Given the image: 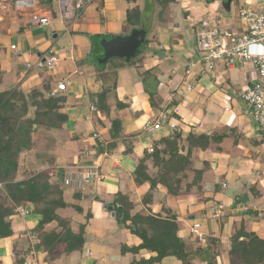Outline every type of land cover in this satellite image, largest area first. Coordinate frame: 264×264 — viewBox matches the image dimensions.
<instances>
[{"label": "crops", "instance_id": "crops-1", "mask_svg": "<svg viewBox=\"0 0 264 264\" xmlns=\"http://www.w3.org/2000/svg\"><path fill=\"white\" fill-rule=\"evenodd\" d=\"M37 1L43 3L49 0ZM82 1L84 6L79 16L72 9L67 10V18L60 15L62 19L73 22L72 28L55 30L50 12L34 11L50 18L51 34L42 28L43 32H41L40 27L30 23L31 12L3 14V20L0 21V76H3V82L0 81V92L19 87L22 92L27 93L32 88L41 87L43 83H49L51 86L50 82L53 78L49 73H43L23 79L24 76L19 70H21L20 67H24V62L15 57L16 52L14 54L11 48L2 49L3 40L7 41L10 35L19 34L22 43L14 44L19 51V56L25 55L31 58L37 54L41 57L42 51H47L49 55L56 57L59 53L60 58L56 57V66L50 70L57 69L58 74H67L71 85L66 91L69 88H75L76 94L70 98L65 97V105L69 108L59 111L66 116V121L63 122L65 124L58 130H53L52 134L58 135L59 147L62 140H68L65 144L62 142L63 145L60 147L62 151L71 148L84 150L85 146L89 148V151L82 150L77 154V160L69 161V163L57 158V164L61 165L55 172L63 175L65 169L69 168V164H71L70 167L73 165L86 167L91 164L99 166L100 177L87 183L80 190L81 192H76L72 188H67L65 191V201L80 207V210L75 208L77 213L71 214L74 207H68L66 209L72 212L65 216L60 212L66 209L58 211L61 217L71 219L73 232H78L80 225H86L84 249L82 252H74L66 256L61 254L62 246H59L58 258L52 262H45V254L36 249L35 236L30 233L41 217L32 212L31 205H26L23 208L29 211L28 214H20L12 218L14 235L0 240L3 244L0 262L13 264V246L20 244L31 247L25 264H128L133 259L132 255L121 254L120 249L122 246H136L140 240L121 225L119 232L115 231V225L118 223L108 222L111 218L115 219V216H110L111 212L108 209L109 213L105 211L107 207L112 206L107 204L102 206L105 200L113 201L118 193L128 196L129 200L140 208L134 213L151 211L165 216L162 209H171L172 213L177 215L179 236L185 238L193 248L198 247L199 244L192 240L189 233L192 221L202 224V232L205 233L203 242H207L210 237L218 238L224 250L235 228L244 226L245 221L253 228L258 226L264 230V132L248 117L244 103L238 98L242 89L256 81V70L249 65L233 68L220 67L214 73H208L198 64L190 70L188 67L190 60L197 59L195 32L191 31L193 25L196 28L200 21L197 17L202 18L208 13L210 15L218 12L222 16L224 26L235 30L240 25L239 10L244 7L262 10L264 0H236V11L231 6L232 1L228 8L223 5L218 10H200L195 6L199 3L197 0H184L180 4L182 9L174 15L164 16V20L157 22L154 30H151L153 40L157 41L158 51L148 50L141 56L142 63L133 68L120 69L118 74L115 72L117 76L111 77L110 75L99 76L98 68L84 62L89 49H91L90 52L94 49L93 44L88 41V36L128 35L132 27L125 24L126 10L135 5L143 9V2L138 0L133 4L124 0ZM245 1L246 5H241V2ZM176 2L177 0L175 5H177ZM181 10L183 12L189 10L187 17H183ZM25 15H28L29 20L24 23L18 22ZM143 22L150 25L149 27L154 24L152 16L144 17ZM30 29L33 30L32 33ZM50 36L54 43L48 41ZM251 50L257 52L259 47L255 46ZM60 60H63V63L68 61L67 65L59 64ZM28 64L26 63V68ZM31 68L32 66L28 69ZM148 71L150 74H147ZM230 71L233 73L232 76ZM95 74L100 77V81H96ZM74 76L76 79H71ZM63 79L58 80L57 84ZM150 82H154L156 86L151 91L153 105L149 102V94L144 87L145 83ZM103 83L108 88L116 83V89H112L107 96L109 105L107 114L98 111L94 104L95 95L101 92ZM188 86L191 90H187ZM52 91L56 92V87ZM92 96L95 97L94 102L90 98ZM117 101L121 102L120 109L116 106ZM86 102L89 103V107ZM91 105L95 106L94 111L90 109ZM88 109L92 111V115L85 114ZM163 113L169 117L174 115L171 120L182 133L177 146L183 156H186L189 150L187 140L189 135L219 137L220 141L211 143L206 150L192 148L190 160L187 164L184 163L188 168L180 175L190 182H187L189 192L186 195L180 193L178 196H173L165 189L162 191L160 189L152 193L150 204L143 205L141 200L147 192V186L135 184L134 172L140 161H144L148 166L149 174L155 172L150 154L155 149L162 150L165 145L158 142L169 137L173 131L163 127L161 130L148 134L144 126L147 122H154ZM115 120L119 121L117 130L112 129V122ZM87 135L90 137L88 140L91 143L90 146L84 143L87 139L84 136ZM151 135L155 136L153 140ZM96 138H100V141H95ZM114 143H116L115 148L108 151L109 145ZM70 154L69 152L68 155ZM197 172H201V175H197ZM74 193L81 194L80 200L73 198ZM94 195L98 196V200L94 199ZM216 204L224 207L220 218L214 217L212 213ZM133 210L131 214H134ZM232 210L240 212V219H232ZM55 226L56 223H52L47 226V229ZM256 235L264 239L263 235L257 233ZM106 236H109L114 243L107 244L109 248L100 243ZM98 245L99 249H97ZM111 245L114 248L111 249ZM138 256L147 258L154 254L141 252ZM206 259L207 255L199 252L194 257L193 264H205ZM161 264H180V262L168 257L163 259Z\"/></svg>", "mask_w": 264, "mask_h": 264}, {"label": "trees", "instance_id": "trees-1", "mask_svg": "<svg viewBox=\"0 0 264 264\" xmlns=\"http://www.w3.org/2000/svg\"><path fill=\"white\" fill-rule=\"evenodd\" d=\"M124 1L135 4L138 0ZM174 1L150 0L151 3L148 4L146 0L143 9L139 5H135L126 10L125 24L132 27L131 31L135 29L144 30L142 19L144 17L151 18L155 4H160L165 9ZM80 12L81 9L75 10L77 16ZM162 14V12L159 13L161 21H163ZM90 37L88 36V38ZM145 43L147 44L146 38ZM94 52L93 49L91 53L94 54ZM138 53L139 49L133 58H122L125 60L124 64L116 67L114 72L125 67L133 68L142 63L143 58L138 57L137 59ZM108 61L107 59L101 65L103 64L105 67ZM103 66L98 68L99 76L104 75V73L108 74ZM147 74L150 72L148 71ZM112 89H116V83L109 88L103 87L101 92L95 95L94 104L98 111L107 114L109 108L107 96ZM146 92L149 94V102L153 105L152 93L148 90ZM53 93L49 83H43L41 87L32 88L27 93L22 92L19 87L0 92V240L14 235L12 218L21 214L20 210L24 209L23 206L31 205L32 212L41 218L30 233L35 236L36 249L45 254V262H52L58 258L59 246H62V255L69 256L74 252H82L86 239V225H80L79 231L75 233L71 227V219L63 218L58 214L61 209L78 208L67 203L64 199L67 188L62 173H57L55 177L52 173L54 169L50 171L45 166L39 167L36 163L47 159V166L53 167L56 157L48 158L47 156L44 158L43 153L39 154L36 159L28 156L35 148L33 139L38 130L50 131L59 129L63 125L56 118L63 107L59 104L53 106L51 100ZM116 106L120 109L121 102L117 101ZM173 116L172 114L170 119ZM118 125V120L113 121L112 129L117 130ZM181 138L182 133L176 128L169 137L158 142L165 146L162 150L155 149L150 154L153 168L156 170L155 173H148V166L144 161H140L138 164L134 172L135 184L147 186V192L141 200L143 205L150 204L152 193L160 189H165L168 194L173 196L180 195L182 180H184L180 175L188 168L184 163L187 164L190 160L192 148L206 150L211 143L219 140V137L189 135L187 137L189 150L186 156H183L177 146V142ZM115 146L116 143L109 145L108 151ZM26 156H28L27 160L31 166L24 167V164L22 165V160ZM200 173L197 172L196 174L201 175ZM52 178L54 180H51ZM74 190L81 192L82 189ZM186 191L189 189L186 188ZM80 196V193L73 194L75 200H80ZM94 199L98 200V196L94 195ZM111 206L118 224L140 240L136 246L121 247L122 254L129 253L133 257L128 264H161L162 260L168 257L176 258L180 264H193L194 257L199 252H204L207 255L205 264H222L218 261L224 254L227 257V264H264V239L259 238L254 232L247 231L243 225L238 229L235 228L233 234L228 238L225 250L221 247L220 239L215 237H210L207 242L202 241L203 245L199 244L198 247L193 248L190 247L185 238L179 236L177 215L172 213L171 209H162L163 214H165L164 217L161 213L156 214L151 211L144 214H131L135 207L134 203L129 200L128 196H123L120 193L114 196ZM52 223H56V226L47 229V226ZM30 251L31 247L15 244L13 246V264H25ZM141 252L154 254V256L148 258L141 256L140 259H136V256L140 255ZM0 264L3 263L0 262Z\"/></svg>", "mask_w": 264, "mask_h": 264}, {"label": "built area", "instance_id": "built-area-1", "mask_svg": "<svg viewBox=\"0 0 264 264\" xmlns=\"http://www.w3.org/2000/svg\"><path fill=\"white\" fill-rule=\"evenodd\" d=\"M37 3V0H12V2L0 0V21L3 20L5 13L25 12L33 9ZM58 5L59 13L64 18L68 17L67 10L82 9L84 6L82 0H76L74 5L72 0H58ZM238 21L240 25L233 30L224 26L222 16L218 12L200 20L196 25L194 36L197 59L190 60L188 67L190 70L198 64L208 73H214L220 67L233 68L249 65L253 67L256 70L257 79L242 89L238 98L244 103L248 117L264 132V8L255 10L244 7L238 12ZM30 23L40 28H47L50 25V18L45 14L31 12ZM255 46L259 47V51L251 50ZM10 48L17 52L16 45L12 44ZM56 63L57 58L54 56L43 60V66L48 69L54 68ZM27 67L30 68L31 65L28 64ZM70 85L71 81L63 79L58 82L57 91L64 92ZM187 90H191V87L188 86ZM90 109L94 111L95 106L91 105ZM163 127H168L171 131L176 130V124L165 113L160 114L154 122H147L144 130L152 134ZM80 176L77 179L68 177L64 179V184L82 189L86 183L100 177L99 167L92 166L87 173ZM223 208V205L216 204L212 210L213 216L220 218ZM20 213L28 214V211L21 209ZM197 226L198 224L194 225L195 230H192V234L195 241L200 243L203 238L197 233Z\"/></svg>", "mask_w": 264, "mask_h": 264}, {"label": "rangeland", "instance_id": "rangeland-1", "mask_svg": "<svg viewBox=\"0 0 264 264\" xmlns=\"http://www.w3.org/2000/svg\"><path fill=\"white\" fill-rule=\"evenodd\" d=\"M8 1H10V2H12V0H8ZM145 1L146 0H142L141 1V3H142V5H144V3H145ZM232 1V4H231V6L233 7V9L236 11V0H230V2ZM72 2H73V5L75 4V2H76V0H72ZM184 2V0H177V2H176V4L177 5H175V1L173 2L174 4H172V3H170L169 5H167V8H165V9H163V7H162V5H160V4H155L154 5V13L152 14V18H153V22H154V24H152V26L151 27H149L150 25H148V24H145L144 22H143V29H144V31L145 32H147L146 33V42H147V44L145 43H143L142 45H141V47L139 48V53H138V56H137V59H138V57L139 58H141V56H143L142 54H145L146 53V51L147 50H150V51H152V49L153 50H156V51H158V45H157V41L156 40H153V37H152V33H151V30H154V28L156 27V23L157 22H161V20L159 19V13L160 12H162L163 14H162V18H164V16H166V17H168V16H170V15H174V14H176L177 13V11L178 10H180V9H182L181 7H180V4L181 3H183ZM197 2H199L197 5H195L196 7H197V9H200V10H206V9H219V8H222V6L224 5V2H223V0H210V1H206V0H197ZM147 3L148 4H150L151 2H150V0H147ZM157 3V2H156ZM239 3V2H238ZM170 5H172V6H170ZM241 5H243V6H245L246 5V1L245 2H241ZM37 8H33V9H28V10H26L25 12H28V14L30 13V12H34V11H39V10H42V11H48V12H50V14H51V17H52V25H53V28L56 30V29H58V28H72L73 26H74V24H73V22H71V21H69V20H67V19H62L61 18V16H60V14H59V5H58V0H49V1H44L43 3L42 2H39L37 5ZM187 8H189V7H187ZM191 9H192V7H190ZM246 8V7H245ZM56 9H57V12H56ZM232 9V10H233ZM182 11V10H181ZM54 12H56V13H54ZM26 14V13H25ZM54 14H56V16H55V18H54ZM182 14H183V17H187V14H189V10H188V12H183L182 11ZM204 18H209V13L207 14V16H203L202 18H201V16H199V17H197V19H199V20H202V19H204ZM20 19V18H19ZM26 20H29V18H28V15H25V17L20 21H18V22H22V23H24V21L26 22ZM164 20V19H163ZM30 21V20H29ZM156 21V22H155ZM154 25H155V27H154ZM158 25V24H157ZM39 29H41V28H39ZM43 30H47L48 32H50V30H51V28H49V27H47V28H42ZM41 29V30H42ZM43 30L41 31V32H43ZM191 31H193V33L195 32V27H194V25H193V28H191ZM33 32V30L32 29H30V33H32ZM71 32H72V30H71ZM73 33V32H72ZM49 34H51V32L49 33ZM62 34V33H61ZM116 36V35H115ZM94 36H91L90 38H88V41L90 42V44H93L92 43V41H95L94 42V44L93 45H96L95 47H94V50H95V52H94V54H92L90 51H91V49H89V52L86 54V56H85V60H84V62L86 61V63H89V64H92L91 66H93V67H96V68H99V67H101V66H103V64L101 65V62L98 60V57H101V58H104V51H103V49L100 47V45H99V43L97 42L98 40L97 39H92ZM8 40L7 41H4L3 40V46H2V49L3 50H8L9 48H10V45H11V42L13 43V44H15V43H22V41H21V39H20V37H19V34H17V33H14L13 35H10L8 38H7ZM49 39L50 40H48V41H51L52 43H54L53 42V39H52V37L50 36L49 37ZM18 51V50H17ZM14 54H15V52H13ZM60 55H59V53H57L56 54V57H58V58H60L59 57ZM15 57H17V59H19V61H22V62H24V67H20L21 68V70H19L20 71V74H22V76H24V77H22L23 79H25V78H31L32 76H34V75H37V74H39V75H42L43 73H49L50 75H52V82H50L51 83V87H53V89L52 90H55V87H56V89H57V81L58 80H60V79H62V78H64V79H68L67 78V74L65 75V74H58L57 73V69H54V70H50V69H48V68H44L42 65H41V61L43 60V59H45V58H50V57H52V55H49L48 54V52L47 51H42V55H41V57H38L37 56V54L36 55H34V57H31V58H27V56H25V55H22V56H19V51L18 52H16V54H15ZM95 57H97V58H95ZM109 61L107 62V64L105 65V67L103 66V68L104 69H106V71L105 72H108V74L106 73H104V75H101V76H107V75H110V77L111 76H117V74L114 72V70L115 69H117L116 67H118L119 65H122V64H124V59H120V58H109L108 59ZM67 62L68 61H66L65 63H63V60H60L59 61V64L60 63H62L63 65L65 64V65H67ZM26 63H29L31 66H32V68L31 69H28V68H26L25 67V65H26ZM61 64V65H62ZM84 63H82V65H83ZM59 66V65H58ZM96 70H94V72H95ZM48 74V75H49ZM232 74L233 73H231V71H230V75L232 76ZM76 76H74V77H72L71 79H73V80H75L76 78H75ZM95 79H96V81L98 82V81H100V77H98L96 74H95ZM2 79V80H1ZM0 81L1 82H3V76L1 75L0 76ZM75 82V81H74ZM103 85H104V83H103ZM155 85H154V82H150V83H145V88H146V90H148L149 92H151L153 89H155V87H154ZM103 87H106V85H104ZM71 89V90H70ZM75 88H69V90L68 91H64V92H60V91H56V92H54L53 93V95L51 96V100H52V104H53V106H55V105H57L58 106V104H59V106H62L65 110L66 109H68L69 107L68 106H66L65 105V98L64 97H67V98H70V97H72V96H74L76 93H75ZM92 100H93V102H94V96H92V97H90ZM86 104L88 105V107H89V103L88 102H86ZM58 108V107H57ZM56 109V108H55ZM62 112V111H61ZM81 113L83 112V111H80ZM85 114H91L92 115V111L90 112L89 111V109L86 111V113ZM58 115H60V114H58ZM58 115H56V118H57V116ZM70 119V118H69ZM63 123V122H62ZM63 124H65V123H63ZM54 130H58L57 128L56 129H54ZM53 133V130H50V131H47V130H43V129H40V130H38L36 133H35V135H34V141H35V148H34V150H33V152L31 153V154H28V156H32L34 159H36L38 156H39V154H41V153H43V156L45 155V157L44 158H47V156H48V158H50L51 156H55L56 157V159L57 158H60L62 161H66V163H69V161H76L77 160V157H78V155L77 154H79V153H81L82 152V150H83V148L81 149V150H79V149H77L76 150V148H71V149H65V150H61V148L60 147H62V142L65 144V143H67L66 141H68V140H65V141H61L60 143L61 144H59V145H61L60 147L58 146V144H57V142H59V140H58V135L56 134V135H54V134H52ZM151 137V139L153 140L154 138H155V136H153V135H151L150 136ZM84 138H87V139H85V144L86 145H88V146H90L91 145V143L88 141V140H90V137H89V135H87V136H84ZM58 140V141H57ZM91 140H93V139H91ZM100 141V138L98 139V138H96L95 139V141ZM83 144V143H82ZM93 144V143H92ZM63 149V148H62ZM155 149V148H154ZM71 153L70 155H68V153L69 152ZM83 151H89V148H86V146H85V148H84V150ZM68 152V153H67ZM33 154V155H32ZM47 154V155H46ZM75 156H74V155ZM68 155V156H67ZM28 156H26V158L24 159L23 158V163H22V165L24 164V167H27V166H31L30 165V162H28ZM66 157V158H65ZM68 157V158H67ZM30 158V157H29ZM30 159H32V158H30ZM65 159V160H64ZM27 160V161H26ZM94 160H96L95 158H94ZM26 161V162H25ZM89 161H91V159H89ZM55 162H56V160H55ZM54 162V163H55ZM37 163V165L39 166V167H43V166H45L46 167V169H49L50 171H52V169H54V171H52V173H54V176L56 175L57 176V173L55 172V171H58V169H59V167H60V163H58L57 164V162L55 163V165L53 166V167H50V166H47L48 165V160L47 159H45L44 161H41L40 163L39 162H36ZM64 165V164H63ZM70 165L71 164H69L68 166H69V168H66L65 169V172H63L64 174H63V177H64V179H66V178H70V177H72L73 179L76 177V179L78 178V177H81L80 175H82L83 173H87L88 171H89V168L90 167H92V166H96V165H90V166H80V167H78V166H76V165H73V167H70ZM66 166H67V164H66ZM67 166V167H68ZM58 167V168H57ZM75 167H77V168H75ZM99 167V166H98ZM153 171H155L156 172V170H153ZM154 172V173H155ZM55 176V177H56ZM182 177V176H181ZM187 177V176H186ZM56 179V178H55ZM51 180H54V178H52ZM187 180H182V189H181V195H186L189 191H186V188H187V186H188V183H190V182H188ZM87 184V183H86ZM85 184V185H86ZM85 185H84V187H85ZM65 187L66 188H69V189H76V188H74V186H70V185H65ZM83 187V188H84ZM82 188V189H83ZM160 191H162V190H160ZM154 193V192H153ZM109 200V199H108ZM135 202V201H134ZM74 204L76 203L75 202V200H74V202H73ZM108 204V206H111V203H112V200H109V201H104L103 203H102V206H103V204ZM136 207V206H135ZM108 207L105 209V211H106V213H109L108 212ZM140 210V208H137L136 207V209H134L133 210V212L132 213H134V212H137V211H139ZM75 211V212H74ZM233 211V216H232V219L233 220H235V219H240V216H241V214H240V212L239 211H235V210H232ZM72 212V211H71ZM70 211H68L67 209H66V211H64V212H60L61 214H63L64 216L66 215V214H70L71 213ZM76 214L77 212H76V210H75V208H74V210H73V212L71 213V214ZM140 213V212H139ZM142 214H144V212H141ZM146 213V212H145ZM24 215V214H23ZM26 215V214H25ZM110 216H111V214H110ZM162 217H164V216H162ZM108 222L109 223H114V224H116V220L115 219H113V218H111L110 220H108ZM118 223V222H117ZM103 224H105V222L103 223ZM195 224H198V226H197V233L199 234V235H201L202 236V238H203V240H204V237H205V233L204 232H202V224H200L199 222H196V221H192V223H191V225H190V229H189V233H190V236L192 237V240L193 241H195V238H194V236H193V234H192V230H195V228H194V225ZM117 225H119V224H116L115 225V231H117V232H119V230H120V225L119 226H117ZM118 228H117V227ZM244 226H246L247 227V230L248 231H254V232H256L257 234H259V235H263L264 236V230H262V229H260L258 226H256L255 228H253L250 224H248L247 223V221H245L244 222ZM77 228V227H76ZM76 231H77V229H76ZM79 231V230H78ZM196 232V231H195ZM233 232V231H232ZM196 242V241H195ZM100 243L101 244H103V246H106V248H109V246H107V244H114L113 243V241L110 239V237L109 236H106V237H104V239H102V241H100ZM202 242H200V243H198V244H201ZM227 243H228V241H227ZM112 247H110L111 249L112 248H114L113 247V245H111ZM1 247H3V244H1L0 243V251H1ZM100 248V246L98 245L97 246V249H99ZM120 253H121V250H120ZM122 254V253H121ZM0 256H2L1 255V253H0ZM141 257V256H140ZM140 257L138 256V258L136 257V259H140ZM223 257H224V259H223ZM148 258V257H147ZM175 261H178L176 258H174V257H172ZM166 259V258H165ZM169 261H172V260H169ZM220 263H222V264H227V257H226V255L224 254V255H222V257H221V259H220V261H219ZM39 264V263H38Z\"/></svg>", "mask_w": 264, "mask_h": 264}, {"label": "water", "instance_id": "water-1", "mask_svg": "<svg viewBox=\"0 0 264 264\" xmlns=\"http://www.w3.org/2000/svg\"><path fill=\"white\" fill-rule=\"evenodd\" d=\"M225 6L228 8L230 0H224ZM146 38V32L141 29H135L126 36H114V35H96L93 39H97L100 47L105 52L104 58L98 57V60L103 63L109 58H126L131 59L134 57L140 46L144 43ZM95 41H92L94 44ZM96 45H93V48ZM57 119L61 122L66 121V116L60 114ZM111 212V216L114 217L112 207H108Z\"/></svg>", "mask_w": 264, "mask_h": 264}]
</instances>
